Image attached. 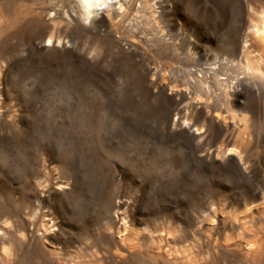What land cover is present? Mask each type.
<instances>
[{
    "label": "rangeland",
    "instance_id": "rangeland-1",
    "mask_svg": "<svg viewBox=\"0 0 264 264\" xmlns=\"http://www.w3.org/2000/svg\"><path fill=\"white\" fill-rule=\"evenodd\" d=\"M153 2L0 0V264H264V0Z\"/></svg>",
    "mask_w": 264,
    "mask_h": 264
},
{
    "label": "bare ground",
    "instance_id": "bare-ground-1",
    "mask_svg": "<svg viewBox=\"0 0 264 264\" xmlns=\"http://www.w3.org/2000/svg\"><path fill=\"white\" fill-rule=\"evenodd\" d=\"M80 3L82 8L83 16L85 20L93 21L94 16H99L101 24L105 27L110 29L111 31L115 30L120 35H127L122 37V41H127V44L132 49H138V44L132 42V40L136 39L137 35H140V43L139 46L142 48L148 44L149 41V27L154 29L157 34L158 39L163 32L161 31L160 27L158 26L157 17H155V3L154 0H77ZM137 6V7H136ZM131 11V12H130ZM140 14H144L148 25L146 26H139V17ZM156 28V29H155ZM253 34L254 38L261 43V46H264V15L259 17L258 23H253ZM154 34V36H155ZM51 40V39H48ZM52 41V40H51ZM58 43L61 40H57ZM145 43V45H144ZM254 65L260 66L259 61H254ZM257 66V67H258ZM158 67V66H157ZM164 69L163 67L160 69ZM264 79V78H263ZM219 115V114H218ZM215 118L218 116L214 115ZM235 119V116L232 117ZM211 119V118H210ZM204 120V119H203ZM214 120V119H213ZM226 120V119H225ZM187 122L186 120H184ZM206 121V120H205ZM246 121V119H245ZM226 122V121H225ZM192 122H187L186 125ZM201 128H197L196 130H200ZM244 140V138H242ZM241 139V141L235 145V143H231L219 148V154L223 157L224 154H234L240 160L245 158L247 153V144ZM233 144V145H232ZM225 157V156H224Z\"/></svg>",
    "mask_w": 264,
    "mask_h": 264
},
{
    "label": "snow or ice",
    "instance_id": "snow-or-ice-1",
    "mask_svg": "<svg viewBox=\"0 0 264 264\" xmlns=\"http://www.w3.org/2000/svg\"><path fill=\"white\" fill-rule=\"evenodd\" d=\"M47 43H48L49 45H51V44H52V41H51V40H48ZM185 123H187V122H185Z\"/></svg>",
    "mask_w": 264,
    "mask_h": 264
}]
</instances>
